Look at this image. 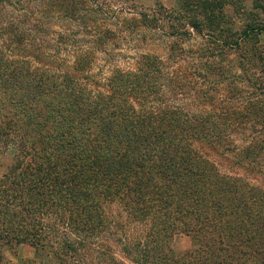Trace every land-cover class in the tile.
<instances>
[{"label":"trees","instance_id":"1","mask_svg":"<svg viewBox=\"0 0 264 264\" xmlns=\"http://www.w3.org/2000/svg\"><path fill=\"white\" fill-rule=\"evenodd\" d=\"M253 2L0 0V244L56 264H264ZM177 235L200 248L175 253Z\"/></svg>","mask_w":264,"mask_h":264},{"label":"rangeland","instance_id":"2","mask_svg":"<svg viewBox=\"0 0 264 264\" xmlns=\"http://www.w3.org/2000/svg\"><path fill=\"white\" fill-rule=\"evenodd\" d=\"M135 4L144 9H153L157 5H163L169 10H178L181 4V0H134ZM253 0H245V8L248 11H252ZM233 17L237 16L233 12H230ZM247 52L252 51L253 54H264V33L259 37L258 45L249 43L247 49H243ZM244 53V52H243ZM252 54V53H251ZM236 57V56H234ZM250 76L252 79L264 78V72L258 70H251ZM223 93L226 94L230 89V82H223ZM242 86V90H246L245 85ZM250 90V87H249ZM15 150L10 149L8 152L0 151V175L4 174L7 169L12 165L14 161ZM200 241L192 236L177 235L171 242L172 250L177 254H183L186 252H193L200 248ZM0 264H56L53 256L47 252H37L29 245L23 246H5L0 244Z\"/></svg>","mask_w":264,"mask_h":264},{"label":"crops","instance_id":"3","mask_svg":"<svg viewBox=\"0 0 264 264\" xmlns=\"http://www.w3.org/2000/svg\"><path fill=\"white\" fill-rule=\"evenodd\" d=\"M18 246H23V245H18Z\"/></svg>","mask_w":264,"mask_h":264}]
</instances>
